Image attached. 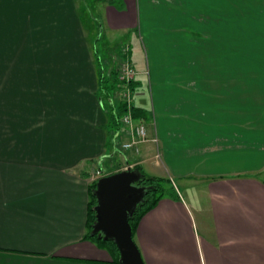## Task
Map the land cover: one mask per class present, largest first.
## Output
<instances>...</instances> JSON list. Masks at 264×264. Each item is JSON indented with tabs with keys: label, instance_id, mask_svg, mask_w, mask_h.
Listing matches in <instances>:
<instances>
[{
	"label": "crops",
	"instance_id": "1",
	"mask_svg": "<svg viewBox=\"0 0 264 264\" xmlns=\"http://www.w3.org/2000/svg\"><path fill=\"white\" fill-rule=\"evenodd\" d=\"M97 1L92 20L86 0H0V264H112L84 235L94 171L126 153L100 86L123 43L149 137L127 162L179 195L139 220L143 263L264 264V98L246 74L264 85V0Z\"/></svg>",
	"mask_w": 264,
	"mask_h": 264
},
{
	"label": "water",
	"instance_id": "2",
	"mask_svg": "<svg viewBox=\"0 0 264 264\" xmlns=\"http://www.w3.org/2000/svg\"><path fill=\"white\" fill-rule=\"evenodd\" d=\"M140 176L136 169H121L97 178L93 190L96 220L90 233L116 244L120 264H143L128 222L129 215L144 195V188L136 184Z\"/></svg>",
	"mask_w": 264,
	"mask_h": 264
},
{
	"label": "trees",
	"instance_id": "3",
	"mask_svg": "<svg viewBox=\"0 0 264 264\" xmlns=\"http://www.w3.org/2000/svg\"><path fill=\"white\" fill-rule=\"evenodd\" d=\"M103 51L105 52L107 48L112 49L114 46H107L105 44ZM98 50V48H97ZM101 51V49L99 50ZM98 57V56H97ZM103 58L104 60L112 61V55L110 52H105ZM118 79L116 67L109 71L108 75H105L100 78V86L104 91L105 98L109 97L115 93L117 87ZM115 113H112L109 108L108 111H111V116L109 120V125L112 127L111 132L120 130V116L124 111V105L117 101V105L114 107ZM133 114L138 116L137 110H133ZM123 131V129H121ZM132 169H136L140 172L141 176L137 180L136 184L144 188V195L142 200L135 206L131 215L128 217V222L131 227L132 238L134 237V232L137 227V224L141 217L147 213L149 210L153 209L159 200L162 198H170L172 200H178L179 195L175 183L166 177L154 176L144 172L143 168L136 164ZM96 179L92 180L88 185V208H87V219H86V232L84 238H87L94 242L97 246H100L107 250L109 253L112 264L119 263V251L116 244L111 239H105L103 236H98V234L92 235L90 232L92 230V225L96 220L94 206L96 204V197L93 193L95 187ZM134 240V238H133ZM144 264V263H143Z\"/></svg>",
	"mask_w": 264,
	"mask_h": 264
},
{
	"label": "built area",
	"instance_id": "4",
	"mask_svg": "<svg viewBox=\"0 0 264 264\" xmlns=\"http://www.w3.org/2000/svg\"><path fill=\"white\" fill-rule=\"evenodd\" d=\"M128 45L123 43L119 46V50L115 53L116 72H117V87L114 96L124 105V111L120 116V124L122 133L125 138L120 141V148L123 151H130L135 155L140 153V147L143 143L149 140L144 121L137 120L133 115L132 105V88L131 83L137 73L134 64L128 59ZM121 135V133L119 134ZM157 142L156 138L150 139ZM158 153L156 156L158 157ZM131 165L126 162L125 168ZM94 179L103 176V173L98 169L94 171Z\"/></svg>",
	"mask_w": 264,
	"mask_h": 264
},
{
	"label": "rangeland",
	"instance_id": "5",
	"mask_svg": "<svg viewBox=\"0 0 264 264\" xmlns=\"http://www.w3.org/2000/svg\"><path fill=\"white\" fill-rule=\"evenodd\" d=\"M86 5H84L83 4V6H82V8L84 9V11L86 12V14L89 16V18L90 19H92L93 20V18H94V11H95V8H97V6H98V1L97 0H86ZM94 24V34H95V38H94V40H95V42H97V47H98V50L97 51H99L100 49H101V51H99L100 52V56L102 57V56H104V54H105V52L103 51V48H104V45H103V37L101 36L99 39H98V35L100 36V34H101V30H100V28H99V23H98V25L96 24V23H93ZM105 59V58H104ZM248 61H254V58L252 57V58H250V55H248ZM254 72L255 71H253V70H247L246 71V74H247V79H248V88H256V89H259V90H261V92H262V96H263V98H264V85H262L261 84V80H259V78H257V77H255V75H254ZM263 112H264V108H263ZM263 120V122H264V118L262 119ZM259 138H261V139H257V141L259 140V141H261V142H264V135L262 136V137H259ZM132 153V152H131ZM124 156H126V158L128 159H125V157ZM134 159V157H132V155L130 154V152L129 151H126V153L124 154V153H122V152H116L115 153V155H114V157H113V160H114V164H113V166H112V171H111V169L109 170V168H110V166H107V164H101L100 166L102 167V168H104L105 170H108L107 172V174H109V173H112V172H114V171H117V170H113V169H116V168H118L119 166H121V165H123V164H125V166H126V162L127 161H131V160H133ZM133 166L134 165H131L130 166V168H133ZM124 169V168H123ZM118 170H120V169H118ZM143 170H144V172H146V173H148L149 174V171L147 170V169H144L143 168ZM104 176V175H103ZM261 178H263L264 179V172L261 174ZM183 192L185 193L186 191H184L183 190Z\"/></svg>",
	"mask_w": 264,
	"mask_h": 264
}]
</instances>
